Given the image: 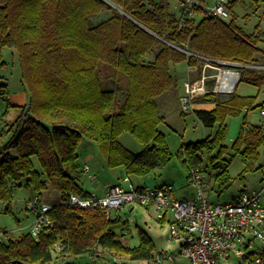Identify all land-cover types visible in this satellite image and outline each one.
I'll return each instance as SVG.
<instances>
[{
	"label": "trees",
	"instance_id": "1",
	"mask_svg": "<svg viewBox=\"0 0 264 264\" xmlns=\"http://www.w3.org/2000/svg\"><path fill=\"white\" fill-rule=\"evenodd\" d=\"M104 10L110 15L96 23L95 16ZM260 42L259 35H243L234 19L178 16L168 3L153 0H0V98L8 104L0 118V200L11 212L16 186L41 195L51 184L63 192V201L49 211L52 227L38 237L27 231L10 234L6 241L0 238V264H50L55 259L78 264L88 256L105 257L109 264H130L117 262L118 256L153 261L158 250L144 228L139 227L140 244L131 246L121 238L127 235L128 221L70 203V192L89 195L79 183L84 172L79 145L84 139L94 141L108 167L123 166L130 179L145 178L172 158L160 129L166 118L157 102L176 83L170 65L198 62L176 46L242 63L264 62ZM7 46L18 53L28 95L24 106L10 102L8 84L2 81L7 64L2 49ZM151 53L152 61L145 62ZM102 63L127 77L123 101L116 89L105 86ZM242 80L263 86L264 73L245 69ZM196 100L214 105L195 112L206 127L218 124V129L184 143L180 154L188 170L200 167L222 192L235 181L228 170L231 160L225 157L230 149L246 157L242 174L253 170L264 153V124L244 120L232 145L225 141L229 118L259 105L256 96L224 97L212 90ZM13 111L17 115L9 119ZM125 132L144 143L140 153L123 146Z\"/></svg>",
	"mask_w": 264,
	"mask_h": 264
},
{
	"label": "rangeland",
	"instance_id": "2",
	"mask_svg": "<svg viewBox=\"0 0 264 264\" xmlns=\"http://www.w3.org/2000/svg\"><path fill=\"white\" fill-rule=\"evenodd\" d=\"M157 2H168L170 9L179 14L176 9L177 0H154ZM210 6L214 5V0H205ZM232 1V0H231ZM231 22L233 19L239 29V31L248 36L252 34V37L259 35L264 41V0H236L233 2L231 9ZM203 16L201 13L194 15L196 19H200ZM97 23V22H96ZM260 24V29L256 30V26ZM259 45L264 51V42H260ZM176 46V45H175ZM179 50L185 52L188 56H192L190 52L192 50L188 47L183 48L176 46ZM189 51V53H188ZM196 54L212 57L219 60H228L227 58L204 54L201 52H193ZM2 57L6 61V66L2 69V74L5 76V79L2 80L3 83L6 82L9 87L10 93L18 92L22 87V68L18 59V53L15 49L11 47H4L2 49ZM260 57V56H259ZM153 56L148 54L146 56L145 62H151ZM197 59V58H196ZM264 61V60H263ZM236 62V61H233ZM104 63H102L103 65ZM202 63L199 61L196 64L189 63L188 61H180L178 63H171L170 71L175 77V85L169 90L164 92L161 96L157 98L159 104V111L166 118L165 122L160 125V129L164 133L167 143L172 151L171 161L164 167L157 168L155 171L146 175L145 178L140 176L131 175L132 181L135 184H144L150 188H154L157 185L163 183H172L175 187L174 195L176 197H190L194 193V189L191 188L188 178V169L186 164L183 161V157L180 154L182 146L184 143H190L193 141H198L206 138L209 135H213L218 129V124H215L213 127H206L202 121L197 117L194 111V105L196 104V98L204 95L209 90H214V87L210 86L212 80L208 76L212 73L218 72L214 68L207 67L206 69L201 66ZM197 66V70L189 72L191 67ZM101 70V78L104 81L105 86L109 84L111 87L117 90L118 97L123 101L126 97L128 79L122 73L116 69L103 65ZM206 75L204 86L202 83H199V80L203 79V76ZM118 81V82H117ZM190 82L195 87V94H193V100L188 112H185L181 106V98L185 92L184 82ZM209 81V84H208ZM201 85V87H197ZM121 86V87H119ZM236 92L241 95H252L257 96V100L264 101V87L259 88L257 85L249 83L245 80L238 83ZM223 95V94H222ZM228 96V95H224ZM8 107L7 101L0 98V113H4ZM261 109L263 107L246 112H242L239 115H235L229 118L228 120V129L226 139L227 142H231L236 138L240 132L241 125L244 120L252 124H259L264 122V116L261 114ZM16 112H11L8 115L9 119H14L16 117ZM12 121V120H11ZM10 121V122H11ZM121 143L123 146L128 148L134 153H140L145 145L143 142L139 141L133 134L130 132H125L120 137ZM92 145L87 146L84 149L82 144L80 147V164L84 168L87 164H92L91 171L95 173L97 177L103 176L102 169H106L109 175L113 178V184L122 183V179L127 176L126 170L123 166L116 168H110L107 165L106 158L103 155L100 147L94 141H91ZM230 144V143H229ZM87 152H95L97 155L93 161H85V155ZM212 154V153H210ZM232 154V155H231ZM227 159L231 160L229 165V173L232 177L235 178L234 183L229 188L220 192L216 190L214 180L211 178L210 189L208 194L214 202H230L237 196H239L243 191H249L253 189H259L263 185L264 179V153L261 155V158L255 168L247 173L242 174L246 167V157L241 153H237L233 149H230L229 153L225 154ZM232 157V158H230ZM208 159L207 154H204V160ZM102 165V168H101ZM98 168V169H95ZM101 168V169H100ZM88 173L83 172L82 174V184L87 190L95 191L99 194H102V190L96 189V184L91 181ZM145 179V180H144ZM99 180H97L98 182ZM125 187H129V183L123 184ZM13 200L11 204V212L6 210V203L0 200V236L4 231H12V229L19 227V220H21V225L29 224L33 222V215L26 209L28 195H31L34 190L29 189L26 186H16L13 190ZM27 200V201H26ZM48 201V200H47ZM264 202V198H263ZM130 206L127 205L119 210V214L123 220L128 221V228L126 230L127 235L122 236V239H125L129 242L131 246H137L140 244V235L139 227L144 228L154 240L156 249L158 252H168L174 255H178L181 249V244L178 239H171L170 229L171 225L169 220L161 221L158 219L157 212L154 209L146 208L140 204H134V209L130 210ZM115 213H118L115 212ZM172 220V215H169ZM32 223L27 226L28 231H30V226ZM11 235H14L11 232ZM1 240H8L6 237H0ZM59 251V250H58ZM103 256H106L103 253ZM107 257V256H106ZM117 262L121 263H130V264H150L147 261L143 260H131L128 257L118 256ZM178 264H189L188 259L184 257L177 256ZM82 264H109V261L105 257L97 258L93 260L92 258L83 257L78 259ZM93 261V263H90ZM153 263V261H152ZM239 259L234 257L232 261H229L227 264H238ZM50 264H63L62 260L55 259ZM167 264V261H165Z\"/></svg>",
	"mask_w": 264,
	"mask_h": 264
},
{
	"label": "built area",
	"instance_id": "3",
	"mask_svg": "<svg viewBox=\"0 0 264 264\" xmlns=\"http://www.w3.org/2000/svg\"><path fill=\"white\" fill-rule=\"evenodd\" d=\"M180 13L189 17L201 13L223 21H230L232 16L230 0H214L213 6L205 0H180ZM190 53L202 63L203 68L218 70L208 76L216 78L215 90L221 93L235 90L243 69L264 71V62L239 63ZM195 70L196 66L190 68L191 72ZM206 78L204 75L199 80L202 87H205ZM185 89L180 97L181 106L188 112L195 87L186 82ZM262 112L264 114V110ZM83 169L91 178L95 177L89 164ZM188 173L189 184L194 189L190 197H176L172 183L150 188L138 186L126 176L122 183L108 184L104 194L81 196L70 192L69 201L75 206L111 213L127 205L140 204L154 209L161 222L171 221V239L180 241V252L178 255L157 252L153 264H165V261L167 264H178L177 256L188 259L189 264H227L234 257L239 259L238 264H264V179L259 189L243 191L232 201L220 203L212 201L208 194L211 180L207 173L198 166H191ZM124 183H129V187H125ZM52 207L39 194L28 200L27 209L34 214L30 232L35 237L53 226L49 215ZM169 215H172V220ZM10 233L4 231L1 236L8 239Z\"/></svg>",
	"mask_w": 264,
	"mask_h": 264
},
{
	"label": "crops",
	"instance_id": "4",
	"mask_svg": "<svg viewBox=\"0 0 264 264\" xmlns=\"http://www.w3.org/2000/svg\"><path fill=\"white\" fill-rule=\"evenodd\" d=\"M154 1V0H153ZM155 2H157V1H155ZM233 2H236V0H232V3ZM165 3H168V2H165ZM177 6H176V9L178 10V12H179V14H178V16H180V0H177ZM169 4V3H168ZM169 8H170V6H169ZM170 11L171 12H173L171 9H170ZM173 13H175V12H173ZM110 15V12L108 11V10H104V11H101L100 13H98L96 16H95V22H100V21H102V20H105L106 18H108V16ZM235 21H236V19H235ZM151 55L152 56H154V54L153 53H151ZM259 88H262V87H264V85L263 86H258ZM235 93H237V92H235ZM241 95V94H240ZM256 98H257V96H256ZM258 99V98H257ZM196 100V99H195ZM10 102L13 104V105H18V106H24V105H26L27 104V102H28V95H27V93H26V91H24V88H23V86L21 87V89L18 91V92H16V93H11V96H10ZM256 103L259 105L257 108H255V109H253V110H257V109H259V108H261V107H263V104H264V101H259V100H256ZM214 107V105L213 104H204V103H199V102H197V100H196V104L194 105V111H196V109H200V108H206V109H212ZM253 110H249V111H253ZM264 109H261V114L264 116V114H263V111ZM249 111H247V110H244L243 112H246V114L249 112ZM196 113V112H195ZM248 122V121H247ZM243 124V123H242ZM248 124H251L252 125V123H250V122H248ZM262 125V124H264V122H262V123H259V124H257V125ZM241 127H242V125H241ZM241 129V128H240ZM237 138V137H236ZM236 138H234L231 142H227V139L225 140L226 141V144L228 145V146H231L232 145V143L234 142V140L236 139ZM230 143V144H229ZM84 145V149L87 147V146H90V145H92V143H91V141H89V140H82V142L80 143V145H79V148H78V152L80 151L79 149H80V147H81V145ZM80 153V152H79ZM96 153L95 152H87V154L85 155V161H93L94 159H95V157H96ZM91 166V165H90ZM92 167H94L93 166V164H92ZM92 167H91V169H92ZM101 168H102V165H101ZM100 168V169H101ZM95 169H98V168H95ZM102 171H103V176L100 178V177H97V175L95 174V173H92V171H91V173L93 174V175H95V177L94 178H91L90 177V175H89V173L87 174L88 176H89V178L91 179V181L92 182H94L93 184H96L97 186H96V189H99V190H102V194H104L105 193V190H106V186L108 185V184H111L112 182H113V178L109 175V173L107 172V170L106 169H102ZM85 173H87V172H85ZM128 176V175H127ZM81 180H82V177H81ZM79 181V183H80V186L82 187V189L83 190H86V192H89V194L90 193H97V192H95V191H89V190H87V188H85L84 186H83V184H82V181ZM97 180H99L98 182H97ZM131 180H132V178H131ZM145 180V179H144ZM122 182H123V179H122ZM133 182V181H132ZM134 183V182H133ZM146 183V182H145ZM144 183V184H145ZM135 184V183H134ZM144 184H136V185H144ZM163 184H167V183H163ZM162 185V184H161ZM29 188V187H28ZM29 189H31L32 190V188H29ZM14 193V192H13ZM39 192H36V191H34L31 195H28V199L27 200H29V199H31L33 196H35L36 194H38ZM40 194H41V196H42V198H43V200L45 201V202H47V203H49V204H51V205H57V204H60L62 201H63V192L60 190V189H58V188H56L55 186H53V185H49L45 190H43V191H41L40 192ZM99 194V193H98ZM26 200V201H27ZM48 200V201H47ZM28 202V201H27ZM131 208H130V210H133L134 209V205H129ZM26 209H27V205H26ZM29 212L33 215V218H34V214L29 210ZM115 212H117V211H115ZM115 212H113L112 214L113 215H119L120 217H121V215L119 214V211H118V213H115ZM18 221H19V227L17 226V228H14V229H12V231H9V232H13L14 234H18V233H22V232H27L28 231V228H27V226H29L32 222H30L29 224H23V225H21V220H19L18 219ZM161 223H163V222H161ZM11 234V233H10ZM147 262H149L150 264H153L152 263V261H147ZM78 264H82V263H78Z\"/></svg>",
	"mask_w": 264,
	"mask_h": 264
},
{
	"label": "bare ground",
	"instance_id": "5",
	"mask_svg": "<svg viewBox=\"0 0 264 264\" xmlns=\"http://www.w3.org/2000/svg\"><path fill=\"white\" fill-rule=\"evenodd\" d=\"M230 3H231V9H232V6H233V3H232V1L230 0ZM194 52V51H193ZM188 53H189V51H188ZM197 61H198V59H197ZM230 61H232V60H230ZM237 62V61H236ZM251 62H256V61H250V62H246V63H251ZM239 63H242V62H239ZM202 66V65H201ZM220 66H222V65H220ZM194 67H195V65H194ZM197 67V66H196ZM247 70H250V69H247ZM245 71V69H243L242 70V72H244ZM189 72H191L190 70H189ZM259 72H261V73H264V71H259ZM212 80H209V81H211V82H213V85H212V87H214V90H212L213 92H216V93H219V94H223V95H229V94H232V93H235L236 92V88H237V85H238V83H240V82H242L241 81V78H240V80L238 81V83H237V85H236V87H235V90L232 92V93H221V92H218V91H216L215 90V80H216V78H211ZM209 81H208V84H209ZM187 81H185L184 82V86H185V83H186ZM207 93V92H206ZM181 97V96H180Z\"/></svg>",
	"mask_w": 264,
	"mask_h": 264
}]
</instances>
